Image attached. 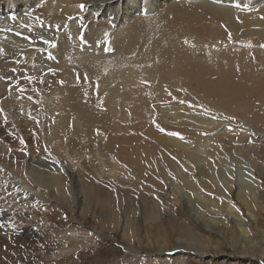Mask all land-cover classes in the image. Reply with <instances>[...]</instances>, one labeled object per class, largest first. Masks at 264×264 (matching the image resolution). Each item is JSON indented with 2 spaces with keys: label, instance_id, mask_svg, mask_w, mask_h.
I'll use <instances>...</instances> for the list:
<instances>
[{
  "label": "rangeland",
  "instance_id": "374dc122",
  "mask_svg": "<svg viewBox=\"0 0 264 264\" xmlns=\"http://www.w3.org/2000/svg\"><path fill=\"white\" fill-rule=\"evenodd\" d=\"M43 1L0 0V58L10 55L3 60L12 59L7 73L0 69V101L5 96L26 101L20 106L23 110L16 105L10 109L0 106V127L11 120L13 126L20 121L26 127L32 121L37 127L32 135L28 134L29 141L22 131L9 144L0 141V147H4L0 151V168L4 170L0 177L19 185L12 193L0 188V224L4 225L0 228V264H264V36L218 41V49L231 47L259 74L238 85L221 111L219 104L217 107L214 102L205 104L191 97L179 104V113L189 116L186 123H179L185 132L165 125L160 134L166 147L158 148L154 158L148 150L150 155L138 160L143 178L128 163V154L116 157L111 152L101 173L85 171L83 176L90 178H77L74 171L82 169L71 164L65 149L57 154L43 142L42 127L55 126L56 116L47 113L44 105L51 99L59 101L63 87L47 64L60 59L55 56L58 44L67 38V30H72L79 14L92 8L81 10L78 6L83 3L79 1L70 11L64 5L67 13L57 6L62 14L47 17ZM126 1L141 8L151 3ZM201 1L226 7L229 4L226 0H164L157 5L163 8L182 3L196 7ZM229 1L238 9L256 2ZM21 4L26 8L22 9ZM42 5H46L44 9ZM121 7L115 2L110 11L119 8L120 12ZM106 20L105 16L95 22ZM9 36L15 37L10 38L11 43L26 44L28 51L7 45ZM88 36L79 30L76 42H85ZM45 41L55 47L48 45L44 53L35 48ZM259 42L263 43L261 47ZM24 52L30 54L35 65L38 62L37 70L32 67L28 71L20 59ZM25 76L33 77L32 81ZM43 95H48L47 99ZM14 111L22 118L16 120ZM128 123L120 121L123 126ZM131 133L124 144L127 150L143 145L147 139L140 129ZM35 137L42 141L40 145L32 143ZM99 138L106 141L107 136L101 134ZM147 171L151 177H147ZM55 174L65 176L60 192L51 178ZM149 177L155 179L144 180ZM99 184L107 187L111 197L107 208L94 197V186ZM37 234L42 241L39 235L35 238Z\"/></svg>",
  "mask_w": 264,
  "mask_h": 264
},
{
  "label": "bare ground",
  "instance_id": "6f19581e",
  "mask_svg": "<svg viewBox=\"0 0 264 264\" xmlns=\"http://www.w3.org/2000/svg\"><path fill=\"white\" fill-rule=\"evenodd\" d=\"M79 1L92 10L80 13L81 19L74 21L72 30H67V38L61 45L58 44L60 54L58 49L55 52V56L60 59L57 62L48 61L50 71L56 73L63 87L59 90V101L48 97L51 100L44 105L47 113L56 114L53 118L55 126L44 124L42 127L46 147L57 154L65 149L64 153L71 164L82 169L81 172L74 171L77 178H90L83 176L85 171L101 173L104 170L102 167L108 164L110 152L116 157L128 154V163H132L137 174L141 173L143 178L139 158L149 156L151 151L154 158L158 148L162 150L166 147L160 131L168 126L185 132L179 123L187 122L189 116L179 113V104L188 102L187 97H191L205 104L206 101L208 104H219L221 111V107L225 108L227 101L233 98L238 85L259 74V71L251 69L247 58L238 52L233 53L231 47L228 50L218 49L217 43L220 40L227 43L264 36V0H256L251 7L240 9L232 7V2L228 0L225 1L229 3L227 7L201 1L196 7L172 3L163 8L157 2L164 0H150L151 3L143 8L130 5L126 0H46L42 4L46 3L47 6L42 5V9L46 6L47 10L42 13L47 17H50L49 14H62L57 11V6L63 7V13H67L63 10L64 5L68 6L67 9L70 7V11ZM115 2L122 4L120 12L119 8L118 11H110ZM20 6L26 8L24 4ZM105 16L107 23L95 22ZM79 30L84 31L85 35L90 34L89 41L76 42ZM11 42H7V45L14 44L28 51L26 44ZM39 45L35 48L43 51L49 44L42 42ZM259 45L261 47L263 43L259 42ZM9 57L4 55L0 58L1 72L9 71L12 59L8 62L3 60ZM20 59L28 71L39 68L38 62L36 65L32 62L30 54L24 52ZM24 64L20 62V65ZM118 69H121L119 73L110 72ZM47 96H44V100ZM25 102L5 96L0 106L10 109L16 105L23 110L20 106ZM13 116L16 120L22 118L15 111ZM126 120L129 122L127 126L120 124V121ZM11 121L0 127L1 144L11 143L18 137V131L26 132L23 138L28 139V134L32 135L37 128L32 121H25L26 127L20 121L13 126ZM132 121L136 123L132 124ZM138 129L144 131L146 141L143 145L136 144L127 150L124 144L133 135L131 131L136 132ZM101 134L107 136L106 141L100 140ZM170 140L173 141L172 138ZM35 142L38 145L42 143L37 137L32 140V143ZM3 149V146L0 147V151ZM22 162L17 163L22 166ZM147 173V177L152 175ZM150 177L144 180L155 179ZM51 178L55 182V189L60 192L65 176L55 174ZM4 179H0V188L8 189L9 193L19 188L14 180ZM106 188L99 184L93 189L97 203L105 208L111 203ZM66 238L73 241L70 236ZM39 241H42L40 235Z\"/></svg>",
  "mask_w": 264,
  "mask_h": 264
},
{
  "label": "snow or ice",
  "instance_id": "6c2138e0",
  "mask_svg": "<svg viewBox=\"0 0 264 264\" xmlns=\"http://www.w3.org/2000/svg\"><path fill=\"white\" fill-rule=\"evenodd\" d=\"M78 7H80L81 8V10H83L84 9V5L83 4H81V5H79ZM237 7H239V5H237ZM105 35H107V34H105ZM81 39H83V37H81ZM229 39H231V36L229 35ZM45 43H48L49 44V46L50 47H55V44L54 43H52V42H49V41H45ZM185 43H187V41H185ZM108 49H105V51H107ZM49 58H51V56L49 55ZM26 80H28L29 82H31L32 81V79H33V77H30V76H25L24 77ZM61 83H63L62 81H61ZM18 91L19 92H21V93H23L24 92V89L23 88H19L18 89ZM28 99H32V97H28ZM0 112H2V110H0ZM231 130V129H230ZM173 135H176L175 133H173ZM21 144H24V141H23V139L21 138ZM4 170L2 169V168H0V172H3ZM4 227V225L3 224H0V228H3Z\"/></svg>",
  "mask_w": 264,
  "mask_h": 264
}]
</instances>
